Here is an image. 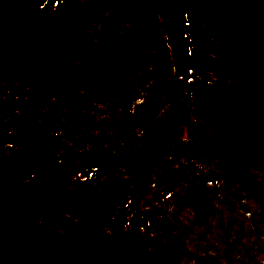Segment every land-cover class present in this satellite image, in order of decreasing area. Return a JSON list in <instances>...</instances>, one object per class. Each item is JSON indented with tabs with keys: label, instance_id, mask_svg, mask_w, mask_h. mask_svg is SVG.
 <instances>
[{
	"label": "flooded vegetation",
	"instance_id": "obj_1",
	"mask_svg": "<svg viewBox=\"0 0 264 264\" xmlns=\"http://www.w3.org/2000/svg\"><path fill=\"white\" fill-rule=\"evenodd\" d=\"M125 1L119 4V9L129 13L131 27L137 21L134 5H137L136 9L141 8L139 16L144 18L157 19L153 14L161 15L156 10L158 0L154 3L153 0ZM91 3L90 0H66L65 21L61 22L72 26ZM35 4L49 7L57 14L62 0H37ZM179 6L187 19L191 48L198 43L199 47L206 49L208 41L201 38V33L206 35L213 26V72L233 75L237 70L243 76L256 77L257 93L262 99L258 97V101L264 105V0H179ZM115 9L110 17L106 12V0H98V38L103 47L107 22L114 18V25L117 26L120 21L118 7ZM4 38L7 39L8 35ZM190 53V57L201 56L198 49ZM244 86L239 82L227 85L229 103L226 101L228 108L224 127L225 134H230V138H220L213 130V153L220 157V162L213 163V194L219 193L216 185L222 188L224 184L227 207L224 214L218 211L214 195L213 214H123L122 198L127 197V191L136 194L138 189L137 180H132L133 188L123 189L120 167L114 173L116 179L112 182L100 179L97 185L101 202L106 191L108 199L116 204V211L85 213L80 209L83 200L80 196L90 199L89 195L93 196L95 190L91 191L88 186L86 195L81 183L73 186L60 179L57 147L61 143L55 141V172L50 181L53 187L52 214H0V264H123L139 255L127 254L123 246L129 245L134 249L133 244L137 246V241L148 247L149 264H264V214H259V211L249 214V200L253 201V207H258L254 201L260 193L264 195V181L258 177L264 176V159L259 161L258 157L256 162L257 157L250 159L248 156L250 133H263V138L259 140L263 148L258 147L255 151L259 155L264 154V111H259L261 128L252 127L248 122L250 133L244 131V117L249 116L237 104L241 100L235 98L236 94L240 96ZM0 90L3 97L0 154L5 155L9 151L10 137L8 88L0 84ZM214 128L216 125L213 124ZM235 135L241 140L234 141ZM252 141L257 139L252 138ZM257 166L260 168L255 170ZM135 167L136 164L133 166L136 176ZM2 172H5L2 180L6 179V185L4 188L0 184V204L5 203L8 209V168ZM111 185L113 189H106ZM156 197L162 199L159 195ZM32 219L34 222L30 223ZM41 246H49L50 255L26 254V248Z\"/></svg>",
	"mask_w": 264,
	"mask_h": 264
},
{
	"label": "rangeland",
	"instance_id": "obj_2",
	"mask_svg": "<svg viewBox=\"0 0 264 264\" xmlns=\"http://www.w3.org/2000/svg\"><path fill=\"white\" fill-rule=\"evenodd\" d=\"M6 3V9L7 10H3L4 8V4ZM108 3H114V0L109 1ZM154 3V0H153ZM164 1L163 0H158V4L159 7L158 9L156 8V10L161 12L159 14H153L154 16H157L159 18L158 20V27L160 26L163 31L165 30V34H167L166 31V26L168 25V21L162 22L163 17L165 18V16H162L163 13V4ZM131 6V5H130ZM129 6V7H130ZM137 5L133 6L134 11H137L135 19L139 18V14H141V8L139 7L138 9H136ZM12 7V10H10V8ZM116 9L109 11V14H113L115 12ZM155 10V7H154ZM153 10V12H154ZM0 13L2 15H6L7 16V20H1L0 21V28L3 29V33H6V31L11 30L12 28L15 30L16 34L18 36H25L30 34V36L27 38V40H31V42H33L34 38L37 36V38L39 40H41L42 36H47L48 32L47 30L51 28V25L49 24L52 20L53 17L48 16L46 17L43 21L45 24L48 25H44L46 27H39L36 22H35V18H34V13H33V9H32V2L30 0H0ZM117 13L119 14V16L122 15H126L127 12L121 8L117 9ZM162 16V18H161ZM154 18H146L145 22H150V21H154L153 23H155V21H157V19ZM153 25V24H151ZM85 31H80V32H66L64 35V39L60 40V41H56L54 43H52L50 45V53L48 56H46L45 59L39 60L38 61V65L36 66H32L31 71H26L27 73H29L28 75H26L27 77L33 79V81H29L26 80L23 77V81L25 84H27L28 82H32L33 87L31 88V90L38 94L40 96L39 98V102L36 105L37 107L43 108L45 104H49L50 102H53V109L51 111H45L42 112L41 116L39 115V111L38 112H33V114L28 117L25 115V113H21L22 116L19 119L20 122L22 123H18L16 121H14L12 123V125H15L16 127L14 128L13 132H15L16 128H19L17 125L21 124L24 125V127L19 128L18 130H16V133H14V135H16L17 139L12 141L10 139L9 141V151L7 152L6 157L8 161H10V154H13L14 152H21L22 146L20 144V141L22 140H26V138H35L37 137V135H39V133L44 132V136H48V134L50 133L52 126H55V128L53 129V131L55 133H59V129L63 128L64 125L68 124L69 122H73L75 119L77 120L76 122L80 121V118L83 120V122H89V125L92 124L91 121H88V119H84L83 115L89 113V115L91 113H93V109L94 108H98L99 105H102V108L104 109V115L100 114L97 111V114H99L100 116L98 117V120L95 119V117H93L94 120V124H107L108 126H106V128L102 129L99 131L98 134H101V136H105V147L103 145L99 146L96 145V147L98 149H102L101 147H104V149H106L104 151V154L111 152V149L117 145L121 148V156L118 157V155L113 156V160H120L121 158V162H117L118 164H122V165H128V163L126 162V159H129L132 155L135 156L138 154V159H143L141 158V154L140 152H138V149H133V150H129L128 149V143L131 142H136L137 139L141 136H139L140 134L144 133L143 131L145 130V132H147V130H149L152 126L155 127V121L156 118L159 119V121H163L162 125L160 123L159 125V129H162V131L164 133H166L165 131H168V133H170L169 135V139L166 140V142L168 140H170L169 144H162L160 145L157 149H156V154H155V159L152 160L151 162H149L150 159V155H148L147 159L145 160L146 164H154L157 163L155 166H158V171H161L164 166L166 165V163L168 161H170L171 163H176L174 167L175 170H180L184 173V170L186 167H188V174L189 178L190 177H194V173L199 175L200 177L202 176H206L208 174L207 171H203L204 169H201L200 167H198L197 162H193L192 160L188 159L187 161L184 160L182 163L177 161V159H175V149L174 144L178 143L177 146L182 147L183 146V141L182 138L187 137L186 134H183V136L180 134V132L177 130L178 129V124L179 120L185 121L187 122L189 117H184L183 116V112H181V116L179 117L178 115H170L167 112L164 113H160L161 109H166V107L164 106V102H166L168 100V96L170 94V92H168L169 90H177L179 91V95L177 97V100H174V102L172 103H176L175 105H177L178 103L181 104V106L183 105V108L185 109V111H187V105L191 104V105H195V110L197 112H199L200 108H201V104L203 103V101H200L199 99H194L195 95H192L193 101L188 103L184 102L185 98L187 99L186 95L182 96L181 94V90L184 92L183 87H181L182 85V80L181 79H177L174 75L173 72L176 70L175 66H174V61H173V57H172V53L167 55V58L163 59V64L162 66H159L158 68H154L153 66L151 67V65L144 64L143 61H139L136 64L135 69H138L137 72L135 73L136 77H140L139 81H138V86H132L130 87V89L132 88L133 90L131 92H127L129 90V88L127 90L124 91H120L119 89H122V87L118 88L121 84L119 82H122L120 79L117 80V74H113V71L115 70V54L116 52L120 49V43L119 42H114V48L110 51L108 49H105V54H106V59L102 62L98 63L99 60V53L95 52L97 54L96 58L93 59L94 60V67L91 64V68L93 69L92 71V77L88 76L89 78H91V80H95V86L96 88H91V86L86 85L85 87H89L91 88V90L86 89L85 88V93L81 94V92H78L75 89V83L74 86L72 85L73 89L69 86L70 84L66 85L64 88L65 90H62L61 93L58 95V98L56 97V93L59 90V87H57V83L58 82H62L63 80L61 79L62 77V71L63 69L67 66V64L69 62H72L73 60L76 59V57L78 56V49H81L83 47H86L87 45V39L85 37L84 34ZM9 34V33H8ZM208 34V35H207ZM206 35L203 34V32L201 33V36L203 38V40H207V41H211L212 40V35L208 32ZM36 39V38H35ZM152 42L153 40L151 39H142L140 40V44H141V48H145L148 50L149 53H152ZM211 43V42H210ZM212 44V43H211ZM204 47V45H202ZM196 60V58H195ZM167 61V62H166ZM35 62V61H34ZM33 62V63H34ZM32 63V64H33ZM103 64V66H105V71L100 73V67ZM39 66V67H37ZM201 68L204 69V67L200 64L199 65ZM207 68H206V72L210 71V69H213L212 66L207 64ZM28 67L31 68L30 64L28 65ZM124 71V70H123ZM58 72V73H57ZM156 74V76L153 78L152 82L151 81V77H152V73ZM199 72V76L202 77L203 75L200 73H203L202 71H198ZM36 73H38L37 75H35ZM131 71H126L123 74V78L125 79H131L129 78ZM165 74L164 76H161ZM99 75L103 76V75H108V79L110 80V75L113 77V82L110 83L109 86H111L110 88H105L104 89V98L101 100V103L98 104L97 101L95 100H88L86 98H91V94H92V98L94 96H96V98H98V90H97V84H98V80H99ZM195 76V75H194ZM205 76V75H204ZM206 77V76H205ZM215 78V77H213ZM86 79V83H88L87 78ZM196 79L200 78H194V84H197L198 82H196ZM171 81L175 82V85L169 86V90L166 92V88L168 85H171ZM258 82V81H257ZM106 83V82H105ZM180 88H178L177 86ZM223 83V82H222ZM174 84V83H173ZM255 84V83H253ZM249 86V87H248ZM57 87V88H56ZM247 87V88H245ZM152 88V90L150 91V93L148 95H146V92L148 93V91ZM154 88L156 90H158V93L155 94V98H153V91ZM163 89V90H162ZM42 90V91H41ZM161 90V91H160ZM90 91V95L87 94V92ZM257 91L259 92V88L254 87L253 85H245L244 88L241 90V94L240 96H238L236 94L235 98L241 100V103H237L238 105H240V109L241 111L245 112L249 117H244V131H247L248 133H250L247 130V125L250 123L252 125V127L255 128H261V124H260V120L262 119L261 116L259 115V111H264V105L258 101V97L259 99H261L260 95L257 93ZM26 93H28L26 91ZM123 93H125V96H131L130 98H126V97H121L120 95H123ZM134 93V94H133ZM87 94V95H86ZM36 96V95H35ZM43 96V99H42ZM227 96L224 100H222V105H225V109L227 110L228 105L226 103V101L229 103V95H228V91H227ZM86 97V98H85ZM196 97V96H195ZM49 99V100H48ZM137 99H142V102L138 103L143 105L145 102H150L151 104H148L147 106H140V105H133L135 102H137ZM222 99V98H220ZM48 100V102H47ZM73 100H76V102H73ZM97 100V99H96ZM262 100V99H261ZM208 101V100H206ZM214 101V100H213ZM123 104H125L126 106H124ZM167 105L169 104V101H167L166 103ZM207 104V103H206ZM235 105V104H234ZM232 105V106H234ZM217 109H218V113H219V119L217 118L216 121H222V119L224 120L223 122L226 121L225 117L222 116L223 113H225L224 109L222 108V106L220 105V101L218 100V104L216 105ZM129 108H133V110L135 111H129ZM150 109V110H149ZM213 110V108H212ZM210 110V111H212ZM147 111L151 112L150 115V119L149 121H145V114L147 113ZM59 115H63L64 117H59ZM153 115V116H152ZM162 115V117H161ZM54 117V120L52 122L51 117ZM141 116V117H140ZM158 116V117H157ZM68 117L69 120L67 122H65V118ZM139 117V118H137ZM208 117H210V119L208 120L207 127H209L211 129V133L213 134V117L212 115H209ZM161 118V119H160ZM221 119V120H220ZM247 119V121H246ZM167 120H169V126L167 127ZM145 122V123H144ZM151 122V123H149ZM249 122V123H248ZM230 127H233L232 125H229ZM72 125L70 124V126H67L66 129L68 128L69 130H71ZM144 127L146 129H144ZM188 128V132H189ZM217 129L219 130V132L217 131ZM12 130V129H11ZM9 130V131H11ZM95 130V125H93L92 129L88 130V136L90 137V140L92 138H96L97 135H95L94 133H92V131ZM262 131V129H261ZM216 132L219 135V137H224L230 138V134L228 136L227 132L225 134V128L224 125H220L219 123L216 122ZM192 133V132H191ZM190 134V133H189ZM193 137L196 140H202L201 143L199 141H197V150H194V154L196 153L199 156V153L201 154H210L209 149H206L207 145H208V141L206 143V141H204L203 139H197L199 138V136H196L194 133H192ZM263 133L259 132V133H250L248 136L249 139V144L251 145V148H249V152H248V156H250V159L252 157H257V159H255L256 162H258V157H259V161L264 159V154L259 155V152H256L255 149L260 147L261 149L263 148V143L261 141H259L260 139L263 138ZM139 136V137H138ZM185 136V137H184ZM164 137V134H163ZM229 138H228V142H229ZM252 138L257 139V141H252ZM237 139L240 141L241 138L240 136H234L233 140L237 142ZM119 141H121L119 143ZM162 142V141H161ZM160 142V143H161ZM15 145H18L19 147H21V149L17 148ZM196 148V147H195ZM194 148V149H195ZM198 150H200L201 152H199ZM128 152V154L126 155V153ZM94 154L97 156L99 154H97L96 152H94ZM102 154V153H100ZM195 154V155H196ZM203 154V155H204ZM251 154V155H250ZM1 155V154H0ZM43 156V154L40 156V158ZM126 156V157H125ZM188 156H192V154L188 153ZM2 157L0 156V184L5 188V180H2L3 177V173L5 174V172H2V167L1 165H4V167H6V163L5 161H3L1 159ZM172 159V160H171ZM213 159H215L213 157ZM212 159L211 158H206L202 160L199 159L198 164L205 163L208 165V163H210ZM4 162V163H3ZM112 163H114L115 161H110ZM264 167V166H263ZM260 168V166H257L255 170H258ZM263 169V168H262ZM128 169H122V174L125 173ZM142 170V169H141ZM5 171V170H4ZM128 174H132L133 170H128ZM185 174V173H184ZM11 173H9V180L10 185H15L17 183H14L15 179H12L10 177ZM148 177H151V175H148ZM262 181H264V176H258ZM80 180V178H79ZM209 180L211 181V187L209 189V187H207L206 185H204L205 183L203 182H195V186H190L188 187L187 191H186V196H187V200L189 201L188 203V207L186 208V210L183 212V214H210V212L213 210V185L215 186V184H213V178H209ZM82 182V181H81ZM158 182L156 185L157 187L159 186ZM220 183L222 184L221 180ZM141 185V189H145V192L150 194L154 192V185H151L150 182H147V180H143L141 179L140 182ZM151 186V187H150ZM148 187V188H147ZM216 190H219V193L216 195H214L217 199L218 202H221L224 200V196L223 193L221 191L220 185H216ZM264 198V196H263ZM212 199V201H211ZM152 201V204L155 201V198L153 196H148L146 194V200L145 202L147 204H149V202ZM166 202V200L164 201ZM261 207H260V213L259 214H264V203L263 200L261 198ZM38 202L36 200H31L30 204L28 205L29 211H31L34 207H36V204ZM225 203V202H224ZM5 203H3V208L4 211L2 212V214H8V210L5 208ZM8 207V204H6ZM17 203L15 202V208H16ZM94 205H90V207H92ZM154 207V206H152ZM159 207V209L161 211H164L166 208V203L163 205H158L155 207V209ZM245 206H243L244 209ZM18 212V210L13 209V214ZM257 213V212H256ZM1 214V213H0ZM90 214H96L95 210H91ZM136 214H139V211L136 212ZM152 214H156V211L153 210ZM135 252L138 254H146V249H145V245L143 243H140L139 241H137V246L134 248ZM138 259V260H137ZM131 264L134 263L136 260V264H149L148 260L146 257H141V256H137L135 257H131Z\"/></svg>",
	"mask_w": 264,
	"mask_h": 264
},
{
	"label": "trees",
	"instance_id": "obj_3",
	"mask_svg": "<svg viewBox=\"0 0 264 264\" xmlns=\"http://www.w3.org/2000/svg\"><path fill=\"white\" fill-rule=\"evenodd\" d=\"M1 59L2 58H0V62L2 61ZM10 59L14 60V62H12L11 65H9V68L15 66L16 64L19 65V62L20 63L22 62V61H20L17 58L10 57ZM23 61H26V60H23ZM210 72H213V70L205 72V74L210 80H212L211 83L204 84L201 80H196V82H198L197 84H194V82L191 83V87L193 89V93L196 96V97L194 96V99H201V100L210 99V100H213V98H214V100H224L226 97H228L227 96V91H226L227 90V86H224V83L220 84L221 87H219V86H214L213 87V73H210ZM16 76H17V72L16 73H11V78H10V83L11 84H15V83L18 82ZM112 78L113 77L110 75V80H109L108 79V75H107L106 78L102 79V82H106L105 85H108V84L113 82ZM168 90H169V88L167 87L166 88V92ZM98 91L100 92L99 89H98ZM168 92H170V94L168 96V99H176L178 97L179 93H180L177 90H169ZM156 93H158V90H156L154 88V91H153V94H154L153 97L154 98H155V94ZM181 94H182V91H181ZM220 98H222V99H220ZM42 99H43V96H42ZM220 105L225 109V105H222V104H220ZM169 108H171V105H169ZM212 108H213V104H209L208 106L205 105L202 108V111H199V113L197 112L196 114L199 115V116L201 115L204 118H206L207 115H212L213 116V114H218L215 103H214V110H212ZM208 109H210L212 111H209ZM164 112H166V111L160 110V114L164 113ZM176 113L175 114L178 115L179 117L181 116V112H176ZM183 116L187 117V116H189V113L188 112H183ZM156 119H158V118H156ZM153 136H155V133L154 134L150 133L146 137V140H144L143 136H141V137L138 136L139 137L138 140H140L141 142H146V143L138 142V145L140 146L142 153H144L143 155H140L141 157L144 158L146 156L145 155L146 152H151V153H153V156L155 155V151H156V149L158 147V143H159L158 140L160 139V137H158V135L155 137V142H154V145L152 146L150 140H151V138H153ZM33 144H34V146L36 145V138L31 141L30 145H33ZM128 145H129V147H131L132 143H128ZM127 154H128V152L126 153V155ZM195 156H196V158H199L200 160L203 161V159H202L203 155L202 154L199 155V156L198 155H195ZM11 157H12L11 163H18V164L26 165L25 169L16 168V170L14 172L17 173L20 170V172H24V174L26 176L27 175L30 176L32 174L33 178H36L38 180L43 181V182L38 184V186H39L38 194L40 196H44L45 198L39 200L40 203L37 204L36 207H34L30 211V214H49L48 202H49V198H50V192L47 189V185L49 184V179H50V161H51L50 154H48V155L44 154L40 158V157H38V155H36L34 153H31V152H28L25 155H23L22 157H19V155H12ZM127 161H129V160H127ZM28 164H31L32 166L36 165V168H35L36 172H34V169L28 170L27 169V165ZM29 176H27V178H30Z\"/></svg>",
	"mask_w": 264,
	"mask_h": 264
},
{
	"label": "water",
	"instance_id": "obj_4",
	"mask_svg": "<svg viewBox=\"0 0 264 264\" xmlns=\"http://www.w3.org/2000/svg\"><path fill=\"white\" fill-rule=\"evenodd\" d=\"M177 0H166L164 2V7L166 8L167 12L172 14L173 12L177 14ZM183 31L182 20H175L172 24H169V44L172 47L173 55L175 64L177 67V74L178 76H182L184 78V83L187 89L188 94L189 91V69L190 65L185 60V55L187 53V47L181 41V33ZM190 99V96L188 97Z\"/></svg>",
	"mask_w": 264,
	"mask_h": 264
},
{
	"label": "bare ground",
	"instance_id": "obj_5",
	"mask_svg": "<svg viewBox=\"0 0 264 264\" xmlns=\"http://www.w3.org/2000/svg\"><path fill=\"white\" fill-rule=\"evenodd\" d=\"M213 4V3H212Z\"/></svg>",
	"mask_w": 264,
	"mask_h": 264
}]
</instances>
